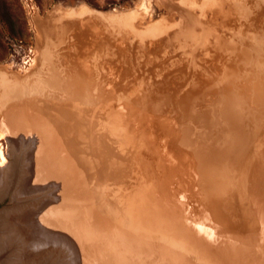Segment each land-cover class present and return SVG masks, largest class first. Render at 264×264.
<instances>
[{
  "label": "rangeland",
  "instance_id": "obj_1",
  "mask_svg": "<svg viewBox=\"0 0 264 264\" xmlns=\"http://www.w3.org/2000/svg\"><path fill=\"white\" fill-rule=\"evenodd\" d=\"M84 11L103 20L87 26ZM250 11L260 22L264 0H0V168L11 186L0 194V226L19 203L40 214L45 201L51 213L82 197L58 177L72 163L61 140L71 145L77 133L43 112L47 102L71 114L69 101L90 149L105 154L90 184L99 222L129 227L127 264H264V229L248 224V240L258 238L248 241L242 228L255 194L248 173L264 191V65L245 47L235 63L239 45L227 41L250 38ZM20 120L45 124L8 130ZM22 180L42 185L25 201L13 198ZM114 246L96 263L120 264L108 263ZM23 249L18 239L4 253ZM72 253L57 249L42 264H62L61 254L73 264Z\"/></svg>",
  "mask_w": 264,
  "mask_h": 264
},
{
  "label": "bare ground",
  "instance_id": "obj_2",
  "mask_svg": "<svg viewBox=\"0 0 264 264\" xmlns=\"http://www.w3.org/2000/svg\"><path fill=\"white\" fill-rule=\"evenodd\" d=\"M243 5L247 6V8L248 5L250 6V4L247 5V3H244ZM82 13H84L83 14L85 16L84 22L87 26H89L88 24H91L92 25V26L90 25L91 27H95L98 21L101 22L103 20L93 15L92 12L90 11H84ZM249 13H251L252 16L251 17L252 22L248 23L247 20L246 27L247 28L253 27V30L250 32V38L245 42H241V41L238 42L234 34H229L227 41L229 42L230 45L233 46L239 45V49L235 51L236 55H234L235 63L238 59L239 50L242 47H245L252 49V51L255 53V56L253 58H258L261 61L260 63H258L259 65H261L262 63L264 65V30H259L256 27L257 23H261L264 25V13L260 17L261 21L257 23H255V16L252 13V11H250ZM223 19H225V17ZM103 24L104 23H102V25ZM99 26L101 25L99 24ZM99 26H97V28ZM228 32L229 31H226V33ZM233 32L236 31L234 30ZM57 41L59 42V38L57 39ZM254 42L257 43L253 44ZM89 53L91 54L90 50L87 52V54ZM86 58L87 57L80 58V62L82 66H84L85 63H87ZM82 78H88V77L86 75H83ZM47 83L50 84L52 82L50 81ZM34 95L36 96L35 91H34ZM33 102L36 103V101ZM67 103L70 107L69 109L71 111V114L66 115L64 107L61 110V112H59L57 108L54 109V107H51V105H49L47 102H44L45 110L43 112L46 117L48 116L50 118V120L55 124L54 126H56L57 128H59L60 125L64 124L63 127L66 129V132L75 131L77 133V139L75 140L76 144L71 139H69L71 145L64 140H61L62 145L64 147V149L61 151H59V146H58L59 142L54 144L57 145L58 147L57 149L61 153L62 159H68V160L72 159V163H63L64 172L58 175V177L65 179L69 191H71L74 188H76V190L82 191V197L77 194L76 200L72 201L70 208L68 209L65 208L62 211L54 210L50 213L48 212V210H46L48 208V205H46L47 203L45 201L44 202L39 201V205H41V211L43 214L45 213L44 215L42 213L39 214V212L37 213L35 208H32L30 204L26 205V203H19V206L17 208L18 213L12 212L11 214L8 213L6 216L4 215L5 216L4 222L0 227L2 228V230L10 228L11 233L0 234V264H42V262L48 259L49 257L48 255L51 254L53 256H56L54 254V251L60 248H66L68 251L73 252L72 253L73 261L71 260L73 264H75L74 260L75 261L77 260L78 264H103V261H101V263H96L95 258L98 254L101 255V253H104L107 256H112V254H110L107 248L110 245L113 246L115 245L114 247L118 245V249L111 250V252L114 254L112 258L110 257V259H108V263L112 262V260L113 262H118L119 260L120 264H127L128 260L132 257L131 254H129L132 252V249L128 248V246L126 245L128 244L127 241L130 235L129 227L122 226L125 224H122L120 222L106 224V225L101 224L99 222L101 220L99 214H97V210L99 209V204L96 202L93 192V189L96 188V185L92 186L90 184V178L92 176L95 167L97 169L96 175H98V173L99 174L104 173V167L106 166V162L103 160L105 154H102V152H99L97 154L96 151L90 149L91 137L88 136L87 139L83 135L85 134L84 129L79 128L78 125H76L79 116L76 113V111L71 108V103L69 101ZM14 116H16L14 117L16 118V120L18 117H21L19 116V114L18 115L15 114ZM59 117H62L61 122L59 121ZM42 120H44V118ZM34 122L28 123L26 121L20 120L15 123L17 124L16 126L13 125L11 126V128H8V130L12 131L13 129L14 131L18 130L17 132H22L26 127L40 129L45 124L42 123L41 125H39L38 123H34ZM12 140L14 143L17 142V136L11 139V143ZM51 141H52L51 138L47 139L49 148H51L53 145ZM44 145L46 146L45 139L43 146ZM224 161L225 160L218 162L224 166L223 164ZM7 170L8 169L6 168H0V194H3L4 192L6 194L11 193V186L9 185L10 186L9 189L7 188V183L9 182V173ZM248 174H249L248 176L249 183L255 185V187L253 188L255 194L251 196L252 197L251 200L249 198L245 199L247 200V203L244 202L245 211L244 210L242 211V224H243L242 228L244 231L243 237L246 240H248L247 234L249 233H247V231L249 232V227L251 224L252 226L253 225L255 226V224H257L259 227L264 229V191L263 189L258 190L256 180L252 181L250 174L253 175V173H248ZM14 181L15 180L12 178L11 184H13ZM20 185L21 186L19 187L18 191L15 192V196L13 195V198H16L17 200L19 199V201H25L26 198L30 197L31 194H33L34 192H37V190H39L42 186V185L34 186L30 182L28 181L26 182L25 180H22ZM256 194L258 195V198H260V201L262 203V205H260L262 208V212H261L262 214L258 213V211L256 210L255 199H254ZM190 208L192 210L194 208V205L190 204ZM59 209L60 206H58L57 210ZM218 225L220 226L219 221H218ZM232 227L235 229L239 228V223L232 224ZM48 230H52L51 233ZM250 232H254V230L252 231L250 229ZM60 233H63L66 236L64 240L59 235ZM253 234L255 235V233ZM254 235L252 236L254 237ZM252 236L250 235V238ZM52 238L53 240L51 241L52 244L51 246H54V248H52V250H47L48 246H46L47 244H45V241H50ZM256 238L257 237L255 235V239ZM18 239H20L24 244V249L21 251V253H17V252L12 254L9 253L10 255L14 256L12 257V259H10L5 255L4 252L6 251L8 246L11 247V245ZM135 239L137 242L141 243V245L147 244L145 243L143 237L141 236H135ZM246 240L244 241L246 242ZM233 242L236 243L235 241ZM253 243L254 241L250 244L252 245ZM18 252H20V250H18ZM74 254L77 256L76 257L77 259L74 258L75 257ZM65 255L66 254L60 255L62 256L61 257L62 264L67 263L66 261L67 257ZM52 259L55 260L56 257ZM259 262H257V264L261 263ZM105 264H107L106 261ZM237 264H239V261H237Z\"/></svg>",
  "mask_w": 264,
  "mask_h": 264
}]
</instances>
